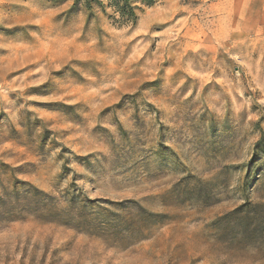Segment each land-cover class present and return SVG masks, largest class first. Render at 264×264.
Returning <instances> with one entry per match:
<instances>
[{
    "label": "rangeland",
    "instance_id": "obj_1",
    "mask_svg": "<svg viewBox=\"0 0 264 264\" xmlns=\"http://www.w3.org/2000/svg\"><path fill=\"white\" fill-rule=\"evenodd\" d=\"M133 4L0 0V264H264V31Z\"/></svg>",
    "mask_w": 264,
    "mask_h": 264
},
{
    "label": "trees",
    "instance_id": "obj_2",
    "mask_svg": "<svg viewBox=\"0 0 264 264\" xmlns=\"http://www.w3.org/2000/svg\"><path fill=\"white\" fill-rule=\"evenodd\" d=\"M109 6L127 22H133L136 19V9L138 6L133 2L150 5L154 0H108Z\"/></svg>",
    "mask_w": 264,
    "mask_h": 264
},
{
    "label": "crops",
    "instance_id": "obj_3",
    "mask_svg": "<svg viewBox=\"0 0 264 264\" xmlns=\"http://www.w3.org/2000/svg\"><path fill=\"white\" fill-rule=\"evenodd\" d=\"M241 4L244 6H247L244 8L247 19L253 20L252 23L248 24L251 29H261L264 31V0H241ZM256 4V12L255 14H251L250 8ZM252 17V18H251Z\"/></svg>",
    "mask_w": 264,
    "mask_h": 264
}]
</instances>
